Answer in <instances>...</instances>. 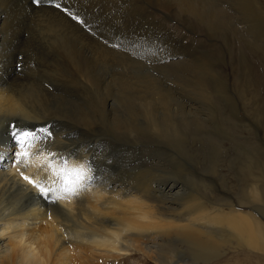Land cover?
I'll list each match as a JSON object with an SVG mask.
<instances>
[{
	"label": "rangeland",
	"instance_id": "obj_1",
	"mask_svg": "<svg viewBox=\"0 0 264 264\" xmlns=\"http://www.w3.org/2000/svg\"><path fill=\"white\" fill-rule=\"evenodd\" d=\"M0 5L10 21L15 5L22 20L29 16L14 33L21 45L17 67L25 61L18 85L26 87L32 82L35 93L57 107L54 119L60 120V128L77 123L75 111L83 104L99 107L108 103L106 121L101 115L108 127L96 124L100 119L94 122L100 148L112 160L107 175L128 184L149 180L155 190L171 183L173 195L167 204L179 206L195 195L212 206L231 204L249 210L264 223V0H119L116 11L109 6L106 26H101L100 19L99 23L88 20L70 9L79 17L74 19L65 5L35 10L34 15L15 0H0ZM89 45L94 46L92 50ZM2 54L11 57L7 51ZM82 54L89 63L85 56L81 59ZM70 56L83 63L77 68L83 80L74 77L75 67L67 68L66 57ZM93 58L95 64H91ZM90 64L92 69H88ZM68 84L75 89L61 87ZM74 94L81 96L82 104L69 103ZM146 96L158 97H150V103ZM162 98L167 99L166 105ZM252 188L260 192L259 197H253ZM178 246L177 259L202 262L191 257L186 245ZM231 255L227 252L216 261ZM258 256L250 254V264H264L262 257L256 261ZM109 264L157 262L129 251Z\"/></svg>",
	"mask_w": 264,
	"mask_h": 264
},
{
	"label": "bare ground",
	"instance_id": "obj_2",
	"mask_svg": "<svg viewBox=\"0 0 264 264\" xmlns=\"http://www.w3.org/2000/svg\"><path fill=\"white\" fill-rule=\"evenodd\" d=\"M2 2L3 1H1V3ZM16 2H19L22 7L31 13L35 10L38 11L44 8H56L57 4L60 6L65 5L69 11L72 9L74 14L83 15V17L88 20L92 18L95 22L99 23L98 20L100 19L101 26L102 24L106 26V22H108L110 18L107 15L109 6L111 10L116 11V9H119V0H41L38 4L34 3V0H15V3ZM1 5L0 264H109L110 260H117L122 257L124 253L129 251H133L134 253L140 252L148 258L153 259L157 264H189L177 259L176 251L179 250V244L187 246L191 257L195 261H202L196 264H250V254L252 253L260 255L257 257L256 261H258L259 257H262L264 260V223L249 210H240L231 204L212 206L210 205L211 203L208 204L195 195L187 197L179 206L178 203L172 206L171 203H166L167 199H172L173 184L171 183L168 185L164 183L162 187L159 186L155 190L151 183L148 182L149 180L141 184L136 180V177H133L137 182L132 181L134 183L131 182L128 184L125 183L122 178L112 177L110 174L107 175L105 171L106 168L111 165L112 160L109 158L110 156L106 158L105 155L107 154H104V151L100 148V139L95 134V129L98 125H104L106 128L108 127L107 123H103L101 120V115L103 116V121H106L104 119L105 115H110L105 108L108 103L106 102L103 106L99 107H91L88 103L83 104L79 108H76L75 111L76 118H79L77 123H75L73 127L71 126L72 128L70 126V128L67 129L60 128V120L54 119V114L57 113V107L55 108L53 103L49 105L46 97H41L38 93L36 94L34 88H32V82H28L26 87H20L18 85L20 82L19 80L22 78L21 70L24 69L25 61L23 64L21 63L22 65L19 69L17 67L19 60L16 54L20 51L19 47L21 45L17 43L14 33L17 29H21L23 22L27 20L29 16L23 19V21L22 17L19 16L21 10L19 8L17 9L15 5L13 8L15 11H10L13 13L11 16L12 20L10 21V17H8L7 14L8 12L6 13V9L4 10ZM18 10L20 11L18 12ZM12 13H9V16ZM34 14L32 13V15ZM25 15L24 13L23 17ZM32 15L31 18L33 17ZM57 18H59V16H57ZM37 19L39 20L40 18ZM34 20L38 22V20ZM41 20L42 19H40V22ZM69 25L71 26V24ZM101 31L103 30L101 29ZM56 33L57 32H55V34ZM110 37L111 36H109V38ZM79 43L82 47V43L80 41ZM86 43V47H88L89 41H86ZM93 47L94 46H90V50H92ZM75 49H77V47H75ZM5 50L11 54L10 58L6 56L9 59H6L2 54L3 52L6 53ZM71 52L68 54L72 56ZM104 52L103 55H106ZM92 53L94 54L95 52L92 51ZM75 54L73 53V56ZM71 56L66 57L68 58L67 68L69 65L72 66L71 69L73 67L77 69L82 62L78 63V60H76V62L74 59L76 56L74 58ZM84 56L82 54V57L80 56L81 59ZM85 58V62H88L89 60L87 61L86 56ZM93 61L94 58L91 64H93ZM95 62L96 61H94V64ZM61 63L60 65H62ZM65 63L66 62H64V64ZM91 64L89 68L87 67L88 69L91 68ZM88 69L86 70L87 72L89 71ZM62 70L65 71V69ZM62 70L60 74L64 73ZM77 71L74 73V77L78 78L80 76L82 78V72H80L82 70ZM87 72L84 73L87 74ZM73 83L75 82L73 81ZM61 87L67 88L68 91L73 85L68 84ZM74 89L71 90L73 91ZM155 97L156 96H154V98ZM70 98H73L69 99V103L74 104L73 106L81 103V96L78 98V96L74 94V96L72 95ZM85 98L87 102L91 100L88 97ZM154 98L153 100H155ZM162 99L164 104L165 102L166 104L168 103L166 98ZM158 100L159 102L162 101H160V99ZM151 102L153 101L151 100L150 103ZM164 104L162 106H164ZM72 110L74 111V109ZM113 111L115 112L116 109L114 110L112 108V112ZM148 112L149 111H147V113ZM128 114L131 113L128 112ZM117 115L119 116L120 114ZM117 115L116 117H118ZM127 117L131 116L129 115ZM97 119H100L99 122L96 123L98 125L94 126V122ZM120 120L121 119L117 121ZM129 122L130 123H126L131 124V120ZM132 122L134 123V121ZM120 123L118 125H120ZM16 126H19L21 129H36L37 127L48 126L52 132V139L47 141L46 145H42L38 142L32 149L33 155L30 156V163L27 167L24 164L16 163L15 153L19 148L10 135L11 129ZM117 126L115 128H117ZM130 127L132 126L127 125V128ZM119 130L121 129L119 128ZM42 147L45 153L52 151L71 154L69 156L70 166L79 165L84 161L90 162L92 167V178L87 181L88 187L85 191L80 193L79 197L73 198L71 196H63L56 201L55 205H52L37 194L38 189L36 187L28 184V182L23 179L21 173H23L24 176H29L33 180L42 181L45 186H48L49 173L47 168L38 167L41 160L44 158L39 151ZM148 168L147 166L145 169L147 170ZM130 169L137 170L139 167H131ZM142 177L144 176L142 175ZM178 191L179 190H177V192ZM251 191L253 197H259L260 192L258 193L255 188ZM50 195L56 196L58 193H52ZM215 204L218 205L217 203ZM50 213L51 218H49ZM239 251L242 252V256L240 257L238 255ZM227 252H231L232 255L223 261H216Z\"/></svg>",
	"mask_w": 264,
	"mask_h": 264
},
{
	"label": "snow or ice",
	"instance_id": "obj_3",
	"mask_svg": "<svg viewBox=\"0 0 264 264\" xmlns=\"http://www.w3.org/2000/svg\"><path fill=\"white\" fill-rule=\"evenodd\" d=\"M41 0H34V3H40ZM56 7H60L59 4ZM65 11L73 16L74 19L79 20L78 16L73 15L68 9ZM82 22V21H81ZM10 135L13 137L14 142L19 150L15 153L16 163L24 164L26 167L30 163V156L33 155L32 149L41 143L46 145V142L52 139V132L48 126H42L36 129H19L13 127ZM43 160H41L38 167H45L49 173L48 186H45L42 181H36L29 176H24L23 179L28 184L38 189V195L44 198L48 203L55 205L56 201L63 196H71L73 198L79 197L82 191L88 187L87 181L90 180L92 167L89 161H84L79 165H69V156L71 154L57 153V152H44L43 147L39 149ZM58 193L56 196L50 194ZM51 218V213L49 214Z\"/></svg>",
	"mask_w": 264,
	"mask_h": 264
}]
</instances>
